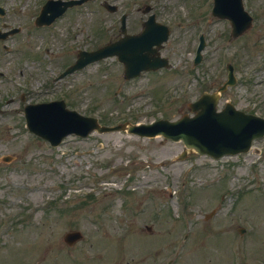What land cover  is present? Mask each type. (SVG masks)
I'll return each instance as SVG.
<instances>
[{"label":"rangeland","instance_id":"374dc122","mask_svg":"<svg viewBox=\"0 0 264 264\" xmlns=\"http://www.w3.org/2000/svg\"><path fill=\"white\" fill-rule=\"evenodd\" d=\"M103 1H89L54 28L37 29L39 0H0L9 11L0 28L4 21L22 28L0 39L1 264H232L225 249L234 237L248 240L247 254L264 257V151L219 159L192 152L179 160L183 142L127 131L70 136L52 147L28 131L23 110L27 102L63 96L104 124L173 119L221 85L232 61L239 83L223 92L220 106L230 100L264 115V0H244L254 24L235 38L229 20L212 15L213 0H110L119 6L114 13ZM144 2L171 28L163 50L171 68L126 80L110 57L56 80L77 50L116 35L122 11L137 30ZM201 33L204 59L193 67ZM251 72L256 80L247 88L240 79ZM254 145L264 150V137ZM212 208L218 213L206 218ZM202 225L214 229L203 235ZM73 229L85 236L68 246L63 235ZM175 241L183 243L177 256ZM251 255L247 264L257 263Z\"/></svg>","mask_w":264,"mask_h":264},{"label":"water","instance_id":"95a60500","mask_svg":"<svg viewBox=\"0 0 264 264\" xmlns=\"http://www.w3.org/2000/svg\"><path fill=\"white\" fill-rule=\"evenodd\" d=\"M224 2L225 0H216L214 11L221 15H229L236 18L237 27L233 29V36H237L251 25V17L244 12L241 0H230L231 3L228 4ZM222 11H230V14H224ZM241 16L245 19H241ZM114 47L115 46H105L97 51L85 52L86 59L90 61L111 54L112 52H120L119 50L113 51L112 49ZM136 55L131 54L127 56L126 60L130 67H133L136 63ZM199 59L200 57L197 58V61ZM157 61L158 60H155V62ZM146 63H152V61L144 62V64ZM134 73H136L135 68L127 69V75ZM225 87L226 84L221 86L220 89L224 90ZM217 98V93H205L201 100L191 104L192 108L199 112L196 117H183L176 122L159 120L152 125L142 126L145 128L142 132L154 135L161 131L176 139L182 137L189 147L196 148L201 152H210L216 157L224 153H233L237 150L247 149L254 136L264 133V118L237 110L231 103H228L227 107L222 112L217 113L215 111ZM84 119L88 127L86 131H83L84 133H88L95 127L99 130H111L124 127V125L117 127H102L98 125L95 118ZM142 127L131 125L129 129L133 131ZM73 236L76 238L77 234Z\"/></svg>","mask_w":264,"mask_h":264},{"label":"flooded vegetation","instance_id":"af4514ba","mask_svg":"<svg viewBox=\"0 0 264 264\" xmlns=\"http://www.w3.org/2000/svg\"><path fill=\"white\" fill-rule=\"evenodd\" d=\"M144 21H141V24H143ZM117 38V37H116Z\"/></svg>","mask_w":264,"mask_h":264}]
</instances>
